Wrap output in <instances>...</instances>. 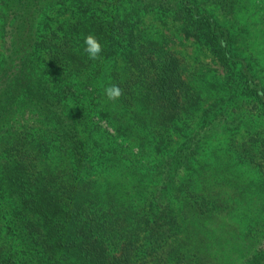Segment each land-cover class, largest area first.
I'll use <instances>...</instances> for the list:
<instances>
[{
  "label": "trees",
  "instance_id": "1",
  "mask_svg": "<svg viewBox=\"0 0 264 264\" xmlns=\"http://www.w3.org/2000/svg\"><path fill=\"white\" fill-rule=\"evenodd\" d=\"M238 6L252 10L240 33L233 29ZM149 12L169 13L209 50L224 73L221 103L240 102L235 117L214 104L195 124L191 108L200 101L165 37L148 38ZM90 33L103 46L97 60L84 51ZM263 42L264 0H0V264H216L191 237L201 239L200 229L209 232L217 210L229 206L185 173L203 141L233 131L230 146L259 172L264 193V125L251 127L242 110H258L264 122L263 51L254 52ZM111 84L124 92L115 102L104 95ZM100 86L88 103V91ZM21 109L33 123L16 121ZM92 114L117 136L149 134L157 149L186 124L146 207L87 178L96 152ZM201 176L192 182L204 184ZM259 228L244 264H264Z\"/></svg>",
  "mask_w": 264,
  "mask_h": 264
},
{
  "label": "rangeland",
  "instance_id": "2",
  "mask_svg": "<svg viewBox=\"0 0 264 264\" xmlns=\"http://www.w3.org/2000/svg\"><path fill=\"white\" fill-rule=\"evenodd\" d=\"M245 7L238 6L234 15L236 25L233 29L238 32L239 28L244 29L242 15L248 10L252 11L251 7L250 9ZM221 19L223 25L228 24L224 18ZM143 23L148 38L156 39L160 35L164 36L166 49L175 52L181 61L180 73L190 84L196 100L200 101L196 109L191 108L195 116L192 119L195 124L199 123L197 118L199 115H203L206 110L211 112L214 109V104H220L223 112L227 106L229 115L235 117L240 111V102L236 106L221 103L225 101L226 94L224 73L209 50L195 38L184 34L180 25L169 13H146L143 15ZM238 32H234L236 38L240 33ZM243 43L238 40L236 48L241 49ZM263 45L264 42L258 48L256 47L254 52L263 51L264 59ZM235 53L237 54L236 51ZM242 55L237 54L238 57ZM261 62L264 63V60ZM95 81L103 84L101 77ZM99 90H102L101 86L97 87L96 91H88L92 94H89L88 103L97 100L94 96L99 94ZM79 93L84 99L83 91L79 90ZM86 106L91 108L90 104ZM249 108L247 106L242 110L251 127H263L261 113L256 109L248 110ZM92 116H94L93 123L96 125L93 133V139L96 140V152L95 157L93 156V170L87 178L96 181L101 191H110L125 203H130L134 207L142 205L146 207L157 184L155 178L158 169L162 162L183 143V129L186 124L185 126L177 125L172 130L174 134L172 143L157 149L149 134L139 131L136 135L130 133L129 135L127 130V133L119 130V137L106 121L95 114ZM16 121L20 124H31L34 120L21 109ZM89 126L94 125L90 123ZM232 133L233 131L220 132L203 141L200 153L190 161L185 173L188 182L192 183L190 185L195 188L202 185L201 187L209 193H219V199L224 203V207L229 206L227 209H219L220 214L217 210L218 222L211 224L209 232L200 229L203 233L196 236H201V239L191 237L192 241L202 243L199 249L204 254L207 252L216 264H244L247 255L255 250V245L252 246V243L261 234V231L257 229H260V224L264 226V193L261 176L232 149L230 143L233 142L230 141L236 139L235 136L232 138ZM121 144L124 148L120 147ZM109 154L113 158H105ZM200 176L203 177L204 184L192 182L201 179ZM226 197L228 199L224 200ZM246 237L252 239L248 240Z\"/></svg>",
  "mask_w": 264,
  "mask_h": 264
},
{
  "label": "clouds",
  "instance_id": "3",
  "mask_svg": "<svg viewBox=\"0 0 264 264\" xmlns=\"http://www.w3.org/2000/svg\"><path fill=\"white\" fill-rule=\"evenodd\" d=\"M84 44V51L87 53L89 59L97 60L100 58L103 51V46L94 34H88L84 38ZM123 94V89L118 84H111L104 88V95L106 96L107 100L112 102L118 101L123 96Z\"/></svg>",
  "mask_w": 264,
  "mask_h": 264
}]
</instances>
